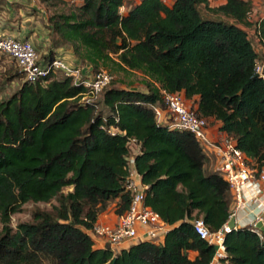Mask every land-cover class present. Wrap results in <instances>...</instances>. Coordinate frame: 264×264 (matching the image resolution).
<instances>
[{"label":"trees","instance_id":"1","mask_svg":"<svg viewBox=\"0 0 264 264\" xmlns=\"http://www.w3.org/2000/svg\"><path fill=\"white\" fill-rule=\"evenodd\" d=\"M38 1L49 10L63 0ZM71 1L74 11L48 16L51 46L43 57H59L56 49L66 45L94 71L140 72L146 88L111 81L87 103V88L57 72L24 81L0 102V264H209L215 247L185 219L201 216L219 230L230 214L229 185L194 135L158 124L153 108L165 107L160 89L182 92L264 166V79L255 73L264 29L260 47L244 29L252 1ZM128 138L140 146L144 204L175 226L163 243L141 241L112 257L86 230L110 203L117 216L130 205ZM52 200V210L36 209L30 222L11 227L23 204ZM224 244L223 263L264 264V241L251 229L227 233Z\"/></svg>","mask_w":264,"mask_h":264},{"label":"built area","instance_id":"2","mask_svg":"<svg viewBox=\"0 0 264 264\" xmlns=\"http://www.w3.org/2000/svg\"><path fill=\"white\" fill-rule=\"evenodd\" d=\"M162 1L168 5L167 0ZM251 1L252 7L247 12L251 27L244 29L250 38H255L260 47L261 32L264 29V0ZM125 10L126 7L122 6L119 12L124 13ZM0 53L16 63L24 81L36 83L57 72L72 77L74 84L87 88L82 98L87 103L96 102L113 79L107 70H86L82 65L61 57L44 58L31 41L8 34L0 33ZM255 73L264 79V60L257 61ZM160 93L165 107L153 108L157 123L170 129L192 133L206 155L213 159V169L229 185L232 200L230 214L219 230L211 231L201 216L185 219L192 224L201 239L215 247L209 264H227L221 260L225 256L224 238L227 233L247 227L264 241V166L259 167L256 162L248 159L231 137H211L208 133L209 120L196 113V106L182 92L160 89ZM117 132L115 128L110 129L111 134ZM119 133L124 134L123 131ZM126 145L128 154L125 188L131 195L130 205L123 215L117 216L115 222L99 219L92 228L86 230L94 247L109 250L112 257L141 241L163 243L167 232L175 226L163 221L158 213L144 204L147 186L142 183L141 175L135 168V156L140 153V146L134 138H128ZM231 218L235 219L233 228L228 226Z\"/></svg>","mask_w":264,"mask_h":264},{"label":"rangeland","instance_id":"3","mask_svg":"<svg viewBox=\"0 0 264 264\" xmlns=\"http://www.w3.org/2000/svg\"><path fill=\"white\" fill-rule=\"evenodd\" d=\"M138 2L139 0H126ZM38 5L43 11L40 12L33 5ZM75 4L71 0H63L59 2L57 6L46 9V7L41 4L38 0H0V20L11 17L13 20L21 22L23 19L29 18L26 20V25L29 28H32L31 33H36V37L44 32L45 35L48 36L52 30L49 28V20L48 16L55 13H70L75 10ZM212 5L219 4L218 2H211ZM12 14H9V13ZM11 15V16H10ZM224 19V18H222ZM35 27H37L35 29ZM49 30V31H48ZM254 37L252 36V39ZM255 40V38H254ZM51 46V43H50ZM47 47L36 48L37 52L41 55H45V51H49L50 49ZM66 48H70L66 46ZM44 49V50H43ZM48 54V53H47ZM264 56H262V59ZM74 63V62H73ZM77 64V63H75ZM81 65V64H78ZM102 69V68H101ZM107 70L112 76V83L115 87H138L145 89V78L140 72H123L112 69H102ZM55 76H62L60 73ZM24 82L22 74L20 73L16 63L12 61L6 55L0 53V102L7 99L14 92H16L20 85ZM70 188H64V192L69 191ZM57 204L55 200H52L49 203L45 202H27L23 204L19 211L13 213L11 215L10 225L13 229L19 223L30 222L32 220V214L36 209L41 210H52V206ZM112 203H110L109 207ZM1 230V223H0Z\"/></svg>","mask_w":264,"mask_h":264},{"label":"crops","instance_id":"4","mask_svg":"<svg viewBox=\"0 0 264 264\" xmlns=\"http://www.w3.org/2000/svg\"><path fill=\"white\" fill-rule=\"evenodd\" d=\"M174 0H167L168 5L171 6L173 4ZM34 8H36L38 11L42 12L43 10L39 8L38 5H33ZM9 14H12L11 12ZM11 16V15H10ZM29 18L23 19L21 22L13 20L11 17L3 18L0 20V33L2 34H8L12 35L18 38L27 39L32 42V44L36 48H42L50 46V38H48L47 35L40 34L38 37H36V33H31L32 28H29V26L26 25V20ZM37 27H35L36 29ZM49 31V30H48ZM44 50V49H43ZM57 54L59 57L69 61L74 62L77 64H81L86 70H92V66L90 64H86L82 62L72 51L71 48H66V45H62L59 48L56 49ZM45 51L44 53H46ZM85 70V71H86ZM192 101V100H189ZM219 123L215 122L210 124V127L208 129V133L211 137L216 138L220 135H226L224 132L219 130ZM209 169H211V164L209 165ZM114 203L111 204V206L108 208L107 212L103 214L100 217V221H108V222H115L117 220V215L114 213ZM190 256L193 257L194 253H190Z\"/></svg>","mask_w":264,"mask_h":264},{"label":"water","instance_id":"5","mask_svg":"<svg viewBox=\"0 0 264 264\" xmlns=\"http://www.w3.org/2000/svg\"><path fill=\"white\" fill-rule=\"evenodd\" d=\"M234 225H235V219H234V218H231V219L229 220V222H228V226H229L230 228H233ZM258 227H260V228L262 229V227H261L260 224H258Z\"/></svg>","mask_w":264,"mask_h":264}]
</instances>
